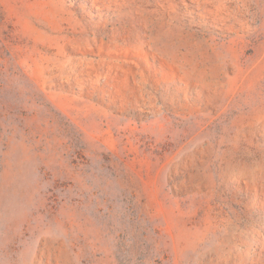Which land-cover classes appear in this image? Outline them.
<instances>
[{
	"label": "rangeland",
	"instance_id": "374dc122",
	"mask_svg": "<svg viewBox=\"0 0 264 264\" xmlns=\"http://www.w3.org/2000/svg\"><path fill=\"white\" fill-rule=\"evenodd\" d=\"M0 264H264V0H0Z\"/></svg>",
	"mask_w": 264,
	"mask_h": 264
}]
</instances>
